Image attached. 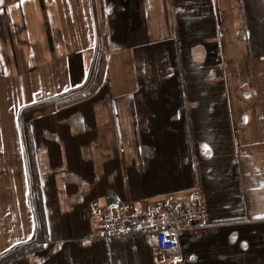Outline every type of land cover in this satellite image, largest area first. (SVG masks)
I'll return each mask as SVG.
<instances>
[{"label":"crops","instance_id":"crops-1","mask_svg":"<svg viewBox=\"0 0 264 264\" xmlns=\"http://www.w3.org/2000/svg\"><path fill=\"white\" fill-rule=\"evenodd\" d=\"M196 186L171 255L264 264V0H0L5 264H171L98 218Z\"/></svg>","mask_w":264,"mask_h":264},{"label":"built area","instance_id":"built-area-1","mask_svg":"<svg viewBox=\"0 0 264 264\" xmlns=\"http://www.w3.org/2000/svg\"><path fill=\"white\" fill-rule=\"evenodd\" d=\"M206 225L201 191L198 186L183 194H168L144 210H103L98 218L96 236L101 238L149 235L155 240L157 259L182 264L172 256L179 232Z\"/></svg>","mask_w":264,"mask_h":264},{"label":"trees","instance_id":"trees-1","mask_svg":"<svg viewBox=\"0 0 264 264\" xmlns=\"http://www.w3.org/2000/svg\"><path fill=\"white\" fill-rule=\"evenodd\" d=\"M29 247L35 249L37 247V245L36 244H32ZM29 247H22V248H19V249H15V250L9 252L8 254L2 256L0 258V264H5V263L9 262L13 258H15L18 255L24 253Z\"/></svg>","mask_w":264,"mask_h":264},{"label":"snow or ice","instance_id":"snow-or-ice-1","mask_svg":"<svg viewBox=\"0 0 264 264\" xmlns=\"http://www.w3.org/2000/svg\"><path fill=\"white\" fill-rule=\"evenodd\" d=\"M206 151H210V150H208L207 149V146L206 145H204V146H202Z\"/></svg>","mask_w":264,"mask_h":264}]
</instances>
